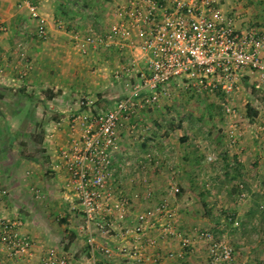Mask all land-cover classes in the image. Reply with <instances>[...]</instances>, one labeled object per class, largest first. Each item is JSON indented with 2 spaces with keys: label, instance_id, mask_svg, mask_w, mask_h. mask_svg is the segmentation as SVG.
Masks as SVG:
<instances>
[{
  "label": "built area",
  "instance_id": "1",
  "mask_svg": "<svg viewBox=\"0 0 264 264\" xmlns=\"http://www.w3.org/2000/svg\"><path fill=\"white\" fill-rule=\"evenodd\" d=\"M40 1L18 0L17 5L34 21L37 36L45 38L47 21L38 10ZM72 37L81 52L102 45L124 58L112 70L114 78L125 79L124 92L106 108L71 111L66 119L69 135L56 148L65 197L80 215L77 231L85 252L76 257L61 246L38 245L21 230L20 219L0 215L4 264H164L200 252L199 241L204 242L208 264H233L232 247L222 237L205 229H180L176 169L168 164L167 181L155 199L149 173L159 169V153L151 146L130 166L117 156L118 132L135 109L168 94L169 85L194 94L218 91L223 112L232 114L231 100L244 83L264 89V26L237 30L218 0H121L105 30L90 29L85 36L74 31ZM258 127L264 136V125ZM251 128L246 119L229 121L228 144L239 142ZM204 159L213 161L215 155L206 153ZM129 173L139 188L135 200L122 190L121 177ZM4 192L0 188V195ZM258 206L263 208L264 202ZM170 240L177 247L163 248Z\"/></svg>",
  "mask_w": 264,
  "mask_h": 264
},
{
  "label": "rangeland",
  "instance_id": "2",
  "mask_svg": "<svg viewBox=\"0 0 264 264\" xmlns=\"http://www.w3.org/2000/svg\"><path fill=\"white\" fill-rule=\"evenodd\" d=\"M255 1L264 9V0ZM70 26L62 25V28ZM105 26L92 27L91 31L101 32ZM85 28L74 27L70 34L77 31L85 36L90 32ZM120 62L108 63L106 72L113 77L112 70ZM97 66L86 67L92 72ZM113 84L116 87L111 97H116L120 91L117 84L124 89L125 79ZM168 90V94L161 95L154 103V113L149 107L140 108L136 117L140 119L139 125L133 127L137 130L132 133L136 139L143 137L136 142L140 151L151 148L152 144L142 146L140 143L148 140V134L152 135L154 130V150L159 154L169 150L176 155L169 164L175 167L176 177L183 180L176 204L181 230L205 229L213 237H222L232 247L233 264L264 263V224L259 220L264 207L258 206L264 202V136L258 127L264 125V89L257 90L244 83L231 100L234 112L230 115L221 108L222 94H194L173 85H169ZM0 91L5 94L0 99V150H3L0 188L5 191L1 195L10 193L9 204L14 217L29 222L46 244L65 246L77 257L83 250V239L77 231L80 215L70 207L71 201L65 197L68 193L63 173L53 166L42 139L49 126L34 120L36 114L27 109L24 95L1 88ZM81 99L84 100V96L79 95L78 100ZM71 111L63 110L62 114L67 119ZM233 119H246L252 128L239 142L228 144L226 130ZM60 127L69 133L67 125ZM188 152L190 156L182 158ZM209 152L214 153L215 160L204 159ZM159 169H164L159 170V176L166 182L168 164ZM35 219L45 221L54 238H49L44 225L39 226ZM246 228L250 232L247 233ZM253 232L256 243L248 237ZM198 243L201 256L193 257L192 264H208L204 242Z\"/></svg>",
  "mask_w": 264,
  "mask_h": 264
},
{
  "label": "crops",
  "instance_id": "3",
  "mask_svg": "<svg viewBox=\"0 0 264 264\" xmlns=\"http://www.w3.org/2000/svg\"><path fill=\"white\" fill-rule=\"evenodd\" d=\"M17 2L18 0H0V24L5 27L2 30L0 29V88L7 90L8 93L14 91V93L24 95L26 99L24 103L27 104V109L33 110L32 112L36 114L34 120L49 126L47 127L48 130H45L42 139L46 143L45 146L47 145L46 148L49 150L51 162L54 163L53 166L61 169L64 174L63 169L57 165L58 158L56 154L57 146L65 142L69 135L65 128L60 127V125L66 127V116L64 113L62 114L63 110L106 108L124 92L123 87L117 84V88L120 90L119 93H116L118 96L111 97L113 96L111 92L116 87L113 83H119L121 79L113 78L105 70L111 61H122L124 59L123 54L113 47H103L102 45L94 47L89 45L85 52H81L76 48L70 31L74 27H77L78 30H84V27H86L85 29H92V27L96 28L98 25H106L103 29L105 30L121 0H41L38 2V10L47 21V35L45 38L37 36L34 21L29 17L26 9L18 6ZM218 5L223 11L233 16L234 26L239 31L264 26V9L255 0H218ZM62 25L72 26L62 28ZM83 25H91V28ZM86 66L97 67L90 72ZM109 76L112 77L111 80ZM1 95H5L3 91H0V99ZM79 95L86 97V102L78 100ZM73 96L75 99H73ZM6 98H8L7 95ZM148 107V110L154 113V104ZM138 111H140V108L135 109L130 120L124 123L118 132L119 150L117 156L127 160L130 166L136 163L142 152L136 148L138 146L136 142L143 140V137L136 139V135L132 132L137 128L130 129L132 123L139 125L140 119H136ZM47 114L52 115L48 118L46 117ZM152 132V135L148 134V140L140 143L142 146L146 143L152 144L151 146L154 148V130ZM4 150L7 151L6 147ZM2 155L3 150H0V156ZM158 156L161 161L158 167L167 166L176 159V155L169 150L166 152L160 151ZM188 156H190L189 152L183 154L182 158ZM7 170L13 172L11 169ZM159 170L156 168L153 173H149L151 182L154 184V198L158 197V190H160L158 188L163 187L165 184V181L159 176V172L164 169ZM130 173L121 177L122 190L132 195L135 200L136 197L133 196V193H136L139 188L134 183L132 184L131 179L136 181L134 179L136 176H130ZM180 178L177 175V180L182 188L183 180H180ZM10 188L12 189L11 186ZM10 188L8 187V189ZM9 202L10 193L0 195V215L14 216ZM135 203L137 207L142 206V203L138 201H135ZM185 204H187V201ZM261 215L259 220L264 224V213ZM34 221L39 226L44 225L42 227L46 229L47 236L54 238L52 232H49L48 224L45 221L38 219ZM178 224L180 225L179 218ZM20 228L36 244L48 245L43 238H40V232L34 230L29 222L21 221ZM245 231L250 232L247 228ZM250 234H248V237L254 239L256 233ZM262 240L264 243V235ZM253 241L256 243L255 239ZM82 244L81 254L85 252L83 241ZM61 247L67 250L65 246L61 245ZM162 247L176 248L177 243L174 240L164 241ZM67 251L69 253L74 252ZM197 256H201V253L193 251L184 259H167L164 264H192V258ZM184 260L188 261L182 263L181 261ZM4 263L3 247L0 243V264Z\"/></svg>",
  "mask_w": 264,
  "mask_h": 264
},
{
  "label": "trees",
  "instance_id": "4",
  "mask_svg": "<svg viewBox=\"0 0 264 264\" xmlns=\"http://www.w3.org/2000/svg\"><path fill=\"white\" fill-rule=\"evenodd\" d=\"M216 93L221 95V93H220V92H218V91H217Z\"/></svg>",
  "mask_w": 264,
  "mask_h": 264
}]
</instances>
